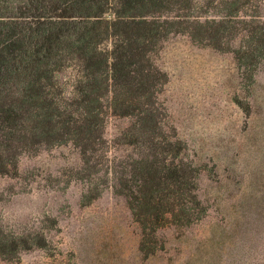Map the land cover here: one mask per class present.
Listing matches in <instances>:
<instances>
[{"label": "rangeland", "instance_id": "obj_1", "mask_svg": "<svg viewBox=\"0 0 264 264\" xmlns=\"http://www.w3.org/2000/svg\"><path fill=\"white\" fill-rule=\"evenodd\" d=\"M0 264H264V0H0Z\"/></svg>", "mask_w": 264, "mask_h": 264}, {"label": "trees", "instance_id": "obj_2", "mask_svg": "<svg viewBox=\"0 0 264 264\" xmlns=\"http://www.w3.org/2000/svg\"><path fill=\"white\" fill-rule=\"evenodd\" d=\"M88 111V110H87ZM102 113V111L101 112H99V114H101ZM121 113H123V112H121ZM124 113H126V112H124ZM94 116H96V117H98L99 115H98V112H97V115H94ZM132 193V192H131ZM128 196H130L129 194H128ZM132 197H133V193H132ZM136 197V196H135ZM139 205V204H138ZM137 204H136V207L138 206ZM134 207H135V204H134ZM135 209V208H134ZM157 220L159 219L158 217L156 218ZM161 219H164V216H162L161 217Z\"/></svg>", "mask_w": 264, "mask_h": 264}]
</instances>
